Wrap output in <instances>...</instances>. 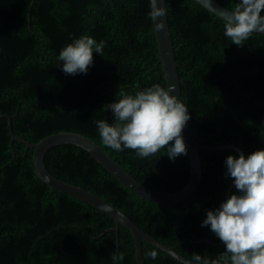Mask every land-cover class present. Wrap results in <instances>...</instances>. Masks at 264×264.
Here are the masks:
<instances>
[{"label": "trees", "instance_id": "1", "mask_svg": "<svg viewBox=\"0 0 264 264\" xmlns=\"http://www.w3.org/2000/svg\"><path fill=\"white\" fill-rule=\"evenodd\" d=\"M217 1L232 10L238 2ZM167 9L188 121L199 142L234 143L245 155L264 149V34L236 45L223 34L226 20L196 0H167ZM151 11V0H0V264H113V256H123L119 264H137L131 231L123 224L115 230L108 213L44 183L34 149L13 134L38 142L59 131L79 132L149 187L175 191L187 183L188 153L173 162L165 149L146 158L132 149L115 151L101 143L95 123L112 122L105 106L122 94L154 84L167 89ZM83 35L103 42L102 55L93 54L87 74L66 75L57 66L59 52ZM200 153V184L176 204L136 194L76 144L52 146L45 164L183 256L223 264L224 244L201 224L227 199L232 179L224 161L239 153ZM142 246L145 264H185L144 238Z\"/></svg>", "mask_w": 264, "mask_h": 264}, {"label": "clouds", "instance_id": "2", "mask_svg": "<svg viewBox=\"0 0 264 264\" xmlns=\"http://www.w3.org/2000/svg\"><path fill=\"white\" fill-rule=\"evenodd\" d=\"M262 11L264 0H238L224 22V36L233 44L243 45L252 33L264 32ZM149 15L156 20L163 15V8L157 3ZM103 47L102 41L83 35L59 52L57 66L66 75L87 74L94 63L93 54L102 55ZM173 91L154 84L107 104L112 122H95L101 143L115 151L135 150L139 158L161 149L173 162L187 155L182 132L190 119L189 108ZM224 163L225 176L232 179L236 192L208 210L201 226L209 227L224 244L223 264H264V149L238 157L229 155ZM150 255L155 259L157 253ZM122 259L113 256V264ZM193 260L208 264L199 254H193Z\"/></svg>", "mask_w": 264, "mask_h": 264}, {"label": "water", "instance_id": "3", "mask_svg": "<svg viewBox=\"0 0 264 264\" xmlns=\"http://www.w3.org/2000/svg\"><path fill=\"white\" fill-rule=\"evenodd\" d=\"M196 1L224 20H226L229 13L233 11L217 0ZM157 3L159 7L163 8V15L157 17V19L153 20V22L166 81V88L173 89L174 91L172 94L176 95L184 102L181 80L178 72V62L175 55L171 28L169 24L167 0H151L152 10L157 7ZM260 33L264 34V32ZM182 135L187 145V153L190 162V173L187 183L182 188L175 191L155 189L141 183L100 144H98L89 136L79 132L59 131L44 137L38 142H30L16 134H13V139L18 140L24 143L27 147L34 149V168L37 175L44 183L53 189H58L79 199L87 201L95 207L108 213L115 220V230L119 231L120 224H123L131 231L135 240L137 264H145L142 246L143 238L185 264H199V262H195L194 260H191L177 252L173 246L159 241L157 238L143 230L131 217H129L118 207L114 206L107 199L86 188L56 177L47 169L45 164L46 152L52 146L62 143L76 144L89 151L106 169H108L116 178H118L119 181H121L136 194L158 203L176 204L190 198L200 184L202 178L201 149L232 148L236 150L239 155L244 154L243 150L234 143L207 144L199 142L190 126L189 121L186 123L183 129ZM233 188L234 184L232 181L228 188L227 198L231 196V191ZM117 233L119 234V232ZM117 245H119V236L117 237ZM208 264L212 263L208 262Z\"/></svg>", "mask_w": 264, "mask_h": 264}]
</instances>
